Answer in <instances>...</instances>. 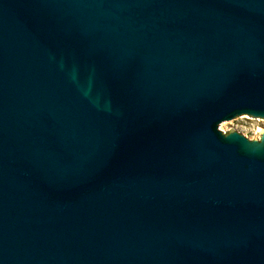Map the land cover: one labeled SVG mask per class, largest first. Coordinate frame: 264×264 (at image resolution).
Returning a JSON list of instances; mask_svg holds the SVG:
<instances>
[{
    "label": "water",
    "instance_id": "1",
    "mask_svg": "<svg viewBox=\"0 0 264 264\" xmlns=\"http://www.w3.org/2000/svg\"><path fill=\"white\" fill-rule=\"evenodd\" d=\"M264 0H0V264H264Z\"/></svg>",
    "mask_w": 264,
    "mask_h": 264
},
{
    "label": "rangeland",
    "instance_id": "2",
    "mask_svg": "<svg viewBox=\"0 0 264 264\" xmlns=\"http://www.w3.org/2000/svg\"><path fill=\"white\" fill-rule=\"evenodd\" d=\"M233 130L243 133L250 140L261 139V134L264 131V122H254L250 118L246 117L229 128L223 130V133L227 134Z\"/></svg>",
    "mask_w": 264,
    "mask_h": 264
},
{
    "label": "bare ground",
    "instance_id": "3",
    "mask_svg": "<svg viewBox=\"0 0 264 264\" xmlns=\"http://www.w3.org/2000/svg\"><path fill=\"white\" fill-rule=\"evenodd\" d=\"M261 131V130H260Z\"/></svg>",
    "mask_w": 264,
    "mask_h": 264
}]
</instances>
